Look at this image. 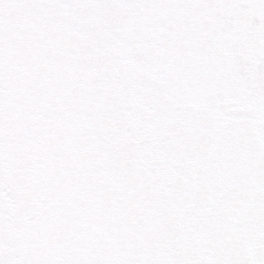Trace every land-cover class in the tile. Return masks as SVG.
<instances>
[{
  "label": "snow or ice",
  "instance_id": "1",
  "mask_svg": "<svg viewBox=\"0 0 264 264\" xmlns=\"http://www.w3.org/2000/svg\"><path fill=\"white\" fill-rule=\"evenodd\" d=\"M0 264H264V0H0Z\"/></svg>",
  "mask_w": 264,
  "mask_h": 264
}]
</instances>
